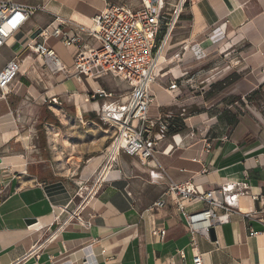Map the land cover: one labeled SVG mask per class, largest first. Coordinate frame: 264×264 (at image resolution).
<instances>
[{
	"label": "crops",
	"instance_id": "1",
	"mask_svg": "<svg viewBox=\"0 0 264 264\" xmlns=\"http://www.w3.org/2000/svg\"><path fill=\"white\" fill-rule=\"evenodd\" d=\"M8 1L43 10L0 51V71L16 58L23 63L10 94L3 97L0 92V264H171L173 260L181 264L177 254L188 248L190 237L175 197L165 194L170 180L191 181L199 192L220 191L225 204L235 211L228 223L217 227L218 244L198 239L205 264H264V225L260 221L264 218V113L247 105L246 98L240 105L236 97L240 84L250 92H264V0H195L187 6L181 27L163 55L165 68L161 71H167L171 83L167 88L160 84L151 88L148 118L158 144L155 160L143 164L137 157L121 153L104 173L98 194L81 212H77L80 199L76 194L104 168L105 154L101 151L99 155L98 150L111 144L116 133L105 117L120 118L130 93L119 101L112 93L94 99V91H105L101 82L111 86L117 79L74 78V58L79 51L99 47L87 29L107 4L138 7L141 0ZM44 29H59L79 39L69 48L64 46L63 36L47 40L67 75H50L42 60L28 49V43ZM238 55L255 82L247 77L239 81ZM217 58L229 59L231 66L216 74L217 81H204L202 96L182 92L180 97L169 91L179 90L175 74L185 76ZM115 84L130 91L121 81ZM221 86L226 96H233L225 109L232 122L223 118L225 131L209 137L210 125L220 115L210 114V106ZM206 88L213 93L205 97ZM62 103L69 104L70 113L60 107ZM45 108L59 122L57 130L45 133L51 152L61 140L86 146L84 155L72 157L76 174L55 173L54 179H45L34 171L46 162L42 153L45 138L34 126ZM163 123L168 127L177 123L181 130L163 132ZM67 124L70 132L66 133ZM161 199L165 207L150 210ZM203 207L186 203L188 213ZM245 214L253 216L246 219ZM84 222L91 227H83ZM156 230L166 231L164 241L153 236Z\"/></svg>",
	"mask_w": 264,
	"mask_h": 264
},
{
	"label": "built area",
	"instance_id": "2",
	"mask_svg": "<svg viewBox=\"0 0 264 264\" xmlns=\"http://www.w3.org/2000/svg\"><path fill=\"white\" fill-rule=\"evenodd\" d=\"M195 0H141L138 7L126 4H107L92 19V27L88 34L96 38L99 47L89 51H79L74 58V78L102 79L111 77L125 83L130 88L127 104L120 118L107 116L108 122L116 128L113 141L105 153V166L92 180H87L80 186L77 197L80 202L77 212L83 211L95 198L102 187L104 173L111 169L117 157L125 153L137 157L141 163L148 164L155 160L157 140L152 135L149 126V110L152 104L151 88L156 82L157 72L161 66L160 59L172 39L187 6ZM43 9L0 0V51L7 45L13 35L19 32L28 21ZM63 36L64 46H76L78 38H70L59 29L41 30L28 43L37 58L52 76L67 75V69L56 52L47 45L50 37ZM23 67L22 60L16 58L8 62L0 71V92L6 97L11 92V86ZM105 91L93 92L94 99L111 97ZM161 130L168 131V125L162 124ZM206 171H203L205 173ZM104 176V177H103ZM166 195L175 197L177 209L183 214L190 237L188 248L178 251L181 264H205L203 255L199 252L198 239L204 238L213 244L211 230L230 221V215L235 211L225 204L220 191L199 192L191 181L177 183L170 180L165 191ZM186 203L201 204L203 209L188 213ZM166 205L163 199L155 202L150 210L161 209ZM264 214V210L261 212ZM253 215H256L253 214ZM252 214H245L250 219ZM80 222V218L75 215ZM73 218L71 219L72 222ZM264 225V218L260 220ZM87 229L90 222L81 223ZM257 233H253V235ZM261 234H264L261 233ZM252 235V234H251ZM153 236L164 241L165 230H156ZM188 252L191 259H188ZM175 264V261H171Z\"/></svg>",
	"mask_w": 264,
	"mask_h": 264
},
{
	"label": "rangeland",
	"instance_id": "3",
	"mask_svg": "<svg viewBox=\"0 0 264 264\" xmlns=\"http://www.w3.org/2000/svg\"><path fill=\"white\" fill-rule=\"evenodd\" d=\"M180 22H179V24H178V26L174 32V35H175V33H177V31L181 27ZM174 35H173L172 39L174 38ZM172 39L170 40V42L172 41ZM163 60L164 59H162L160 62L162 64L159 67V70L157 72L156 82L154 85L160 84L164 88H167L170 85L172 78H171V76L169 78V75L167 74L166 70L161 71V68L162 69L165 68L164 64H163ZM237 60H238V61H236L237 66H235V67H237V71H238L237 75L239 77V81L241 79H244L247 77V79L249 81L255 82L256 81L255 76L251 75L250 70L245 68V63L243 62V59L241 58L240 55H238ZM230 66H231V64H230L229 59L217 58V59L213 60V62H209V63L204 64V65L202 64L199 68L197 67V68L193 69L190 73L186 74L185 76H182V74H175V76H173V78H174L175 82H177L180 91L178 89L169 90V91L178 92V95H180V97H182L181 96L182 92H187L186 94H182L184 96L191 95V96L197 97L199 94L201 95V93L204 92L201 89L207 85L204 82L205 80H208L207 82H209V83L213 82V81H217L218 76L216 74L220 73L224 68H227V67L229 68ZM235 71L236 70H233V72H231V73H235ZM167 76L169 79L167 78ZM188 80L190 82L185 83ZM113 83L114 84H112L111 86H108L107 84H104L102 82L100 84L104 88L105 92L108 95H109V93H112L113 98L117 99L118 101L121 100V96L130 93V91L128 90V88H126V86H124L125 89H123L122 87L120 88L117 86V84H115V83H119L118 79L116 82L113 81ZM113 85H116V86H113ZM157 87H159V86H157ZM157 89H159L160 92L161 91L163 93L165 92L161 88H157ZM249 92H250V90H247L246 86H243L241 84L239 85L238 96H236L237 99L239 100V104L244 105V103H242V101H243V99L245 100V98H246L247 99V105H249L252 108L255 107L257 110L264 113V92L261 89H260V92H258V91H254V92H250V93ZM209 93H213V92H211V91L209 92V89L206 88L205 97L207 95H209ZM214 94L217 95L216 96L217 98L215 99L216 101H214L212 103L214 106H210V114H212V115H215V114L219 115L220 114V115L216 116V119L213 121V124L210 125V130H209V133L207 135L209 137L214 136L216 134L218 135L219 132L225 131L223 129L224 128L223 127L224 122L221 121V119L226 118V117H227L226 118L227 120L229 119L228 110L225 112L226 103H228L230 100H233V96H229V95L226 96L225 91H223L219 95L215 91ZM245 94H247V95H245ZM151 96H152V90H151ZM152 98H153V96H152ZM219 100H222V101L215 105V103ZM57 106H60V104H57ZM60 107H62L66 113L71 112L70 111L71 107L67 103H62V106H60ZM179 107L180 108L177 109V112L179 114H181L182 110H183V108H181L182 107L181 104H179ZM192 107H194V106H192ZM108 119H109L108 117H105V121H108ZM47 125H50L51 127L50 126L47 127ZM67 125H68L67 128L63 129V132H66V133L70 132L69 124H67ZM180 125H182V124H180ZM34 126H35V129L37 132H38V127L40 128V131H39L40 134L39 135H41V129H43L45 133L48 132V130H51V131H53L54 129L57 130V128H59V122L54 118V116L51 114L49 109L45 108V110L43 111V116H42L41 120L39 121V123H37ZM225 129L227 130L228 128H225ZM41 137H42V135H41ZM41 141H43V140L41 139ZM47 141L48 140H46V134H45V144H42V149H43L42 153H43V156H44V159L46 160V162L41 164L40 166H37V167L35 166L36 170H34V171L37 172L38 174H40L41 178H45V179H54L55 173H69V175H71V173L74 172V174H76V165L72 164L73 163L72 157L76 156L77 154L79 156L84 155L83 150L86 149L85 148L86 146L83 145V143H79V142H76V146L72 145L71 143L69 145L67 143L65 144L61 140V141L57 142V146H56L55 150L51 152L49 150V145L47 144ZM112 141H113V139L111 140V142ZM96 144H97V139L95 140L94 144H92V145L95 146ZM109 145H110V143L106 144L105 145L106 147H102L100 150H98V151H100L99 155L102 153L101 151H103L104 153L102 155L104 156V154L106 152L105 150ZM29 174H33V172L29 170Z\"/></svg>",
	"mask_w": 264,
	"mask_h": 264
},
{
	"label": "trees",
	"instance_id": "4",
	"mask_svg": "<svg viewBox=\"0 0 264 264\" xmlns=\"http://www.w3.org/2000/svg\"><path fill=\"white\" fill-rule=\"evenodd\" d=\"M222 84L223 83H221V85ZM223 90H224V86H221L220 88L217 89L216 92H222ZM221 121H223V120L221 119ZM227 122H229V123L232 122V119L229 118V121H227ZM179 127H178L177 123L170 124V126L168 127V132H175V130L180 131L181 129H179ZM41 135L43 138H45V132L43 129H41Z\"/></svg>",
	"mask_w": 264,
	"mask_h": 264
},
{
	"label": "water",
	"instance_id": "5",
	"mask_svg": "<svg viewBox=\"0 0 264 264\" xmlns=\"http://www.w3.org/2000/svg\"><path fill=\"white\" fill-rule=\"evenodd\" d=\"M210 235H211V239H212V241H216L217 238H216L215 230H211Z\"/></svg>",
	"mask_w": 264,
	"mask_h": 264
},
{
	"label": "bare ground",
	"instance_id": "6",
	"mask_svg": "<svg viewBox=\"0 0 264 264\" xmlns=\"http://www.w3.org/2000/svg\"><path fill=\"white\" fill-rule=\"evenodd\" d=\"M162 59H163V56L161 57L160 62H161Z\"/></svg>",
	"mask_w": 264,
	"mask_h": 264
}]
</instances>
